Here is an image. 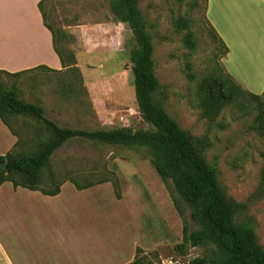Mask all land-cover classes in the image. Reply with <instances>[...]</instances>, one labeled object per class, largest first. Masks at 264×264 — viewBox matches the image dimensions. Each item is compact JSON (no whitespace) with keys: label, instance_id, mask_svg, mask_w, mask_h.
I'll return each instance as SVG.
<instances>
[{"label":"rangeland","instance_id":"rangeland-1","mask_svg":"<svg viewBox=\"0 0 264 264\" xmlns=\"http://www.w3.org/2000/svg\"><path fill=\"white\" fill-rule=\"evenodd\" d=\"M193 1L139 0L153 37L156 73L168 92L165 106L199 143L208 140L203 150L205 157L210 162L217 160L220 180L228 195L247 202L248 209L239 219L254 217L256 233L264 246V188L260 189L264 135L250 129L257 107L244 101L242 105L227 106L216 120L201 116L196 98L197 83L218 67L223 68L224 52L206 20V1L197 0L199 6L195 8L191 6ZM43 9L46 21L59 35L58 45L75 54L82 81L72 71L63 69L60 73L43 68L18 76L0 75V81L7 88L17 87L22 99L43 106L46 116L59 126L88 130L151 127L136 103L130 61L133 35L127 24L116 20L110 0H44ZM180 16L191 20L190 29L197 40L192 53L183 41L188 30L178 31L175 26V19ZM188 62L192 64L195 79L189 77ZM86 78L92 83L90 89L84 85ZM64 82L72 84L74 89L63 87ZM11 122L20 138L15 149L28 155L36 154L48 135L45 125L43 131L42 123L26 116L16 117ZM49 172L55 177L52 184L47 179ZM109 172L117 176L122 195L124 192L134 197V190L139 195L138 199L134 197V201H130L136 219L127 217L126 211L121 210L112 222L121 226L123 234H143L150 248L141 255L145 254L152 264H161L169 257L186 262L202 254L199 247L190 248L185 256L174 251V245L182 240L184 220L147 150L73 139L54 152L50 167L43 175L45 185L52 188L55 183L71 182L70 178L80 184L113 179ZM68 189L66 184L64 191ZM103 197L106 201L107 193ZM114 207V212L119 211V204L114 202ZM108 212L104 211L106 221ZM186 216L189 218V211ZM135 223L136 231H133ZM151 251L157 253L148 254Z\"/></svg>","mask_w":264,"mask_h":264},{"label":"trees","instance_id":"trees-1","mask_svg":"<svg viewBox=\"0 0 264 264\" xmlns=\"http://www.w3.org/2000/svg\"><path fill=\"white\" fill-rule=\"evenodd\" d=\"M175 1L182 3L187 0ZM43 2L44 0L40 2V8L44 22L52 32L53 46L61 59L64 71H72L82 81L80 70L76 66L75 54L58 45L59 35L46 21ZM191 6L195 8L199 6V2L194 0ZM110 9L116 20L127 24L132 32L130 61L136 103L138 111L151 127L134 129L119 126L88 130L59 126L46 116L43 106L22 99L17 87L7 88L0 81V119L10 131L19 137L11 121L16 117L26 116L42 123L41 130L45 125L48 133L47 137L43 138V146L36 154L28 155L25 151L21 152L14 148L5 155H0V162L7 165L6 170L0 171V185L10 181L16 188L23 187L40 190L47 195H57L65 181L48 188L43 173L50 167L54 152L73 139H86L133 150H147L151 163L184 220L182 240L174 245V251L185 256L192 247L202 248L201 255L187 260L185 264H264V246L256 233L254 217L239 219V216L248 209L247 202L238 201L228 195L226 187L220 180L217 160L210 162L203 153L208 140L199 143L189 130L180 126L165 106L168 92L156 73L153 37L146 16L139 6V0H110ZM190 24L191 20L187 17L180 16L175 19L178 31L188 30L183 41L185 47L192 53L197 40L195 33L190 29ZM209 26L214 39L223 47L225 55L228 51L227 46L218 37L214 28L210 24ZM42 68L57 72L42 65L16 73L0 70V75L18 76ZM186 69L189 71V77L195 79L191 62H188ZM61 84L65 88L74 89L68 82ZM196 98L201 116L208 120H216L227 106L242 105L244 101L254 103L257 114L250 129L264 135V93L256 94L244 89L223 68L218 67L217 71L198 81ZM109 173L113 175V179L105 178L86 184H80L74 178L69 180L79 190L112 182L116 196L122 198L117 176L113 172ZM47 179L51 184L55 181L52 172H49ZM263 188L264 166L260 183V189ZM186 211H189V218L195 224V228H192ZM141 253L146 252L138 247L135 259L129 264H152L151 260H147V256ZM152 253L156 254L157 251L148 254Z\"/></svg>","mask_w":264,"mask_h":264},{"label":"crops","instance_id":"crops-1","mask_svg":"<svg viewBox=\"0 0 264 264\" xmlns=\"http://www.w3.org/2000/svg\"><path fill=\"white\" fill-rule=\"evenodd\" d=\"M41 1L0 0V70L64 69ZM206 15L228 48L222 57L225 71L244 89L263 94L264 0H206ZM91 84L86 78L84 85L90 89ZM18 139L0 119V155L15 148ZM63 184L57 195L16 188L10 181L0 185V264H129L138 247L150 248L142 233L123 234L112 222L121 210L136 219L130 201L139 198L137 191L118 198L110 182L80 190L69 181ZM114 202L119 211H113ZM132 227L136 231V223Z\"/></svg>","mask_w":264,"mask_h":264},{"label":"built area","instance_id":"built-area-1","mask_svg":"<svg viewBox=\"0 0 264 264\" xmlns=\"http://www.w3.org/2000/svg\"><path fill=\"white\" fill-rule=\"evenodd\" d=\"M162 264H185V262L181 261L180 259L169 257L167 259L162 260Z\"/></svg>","mask_w":264,"mask_h":264},{"label":"water","instance_id":"water-1","mask_svg":"<svg viewBox=\"0 0 264 264\" xmlns=\"http://www.w3.org/2000/svg\"><path fill=\"white\" fill-rule=\"evenodd\" d=\"M6 168H7L6 163L0 162V171H4L6 170Z\"/></svg>","mask_w":264,"mask_h":264}]
</instances>
